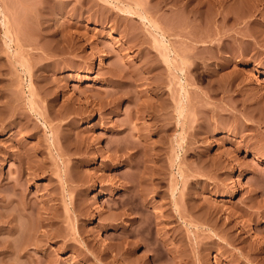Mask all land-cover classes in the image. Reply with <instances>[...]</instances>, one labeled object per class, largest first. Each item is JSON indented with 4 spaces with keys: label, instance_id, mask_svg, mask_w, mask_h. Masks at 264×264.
<instances>
[{
    "label": "rangeland",
    "instance_id": "rangeland-1",
    "mask_svg": "<svg viewBox=\"0 0 264 264\" xmlns=\"http://www.w3.org/2000/svg\"><path fill=\"white\" fill-rule=\"evenodd\" d=\"M0 1V264H264V0Z\"/></svg>",
    "mask_w": 264,
    "mask_h": 264
},
{
    "label": "bare ground",
    "instance_id": "bare-ground-1",
    "mask_svg": "<svg viewBox=\"0 0 264 264\" xmlns=\"http://www.w3.org/2000/svg\"><path fill=\"white\" fill-rule=\"evenodd\" d=\"M99 1H101L103 4V6H106V5H110V6H112L113 8H116V9H118V12L119 11H122L123 12V14H121L120 12V14L122 15V17L123 16H126V18H137L139 21H141L145 26L147 25V27H145V28H147L148 30L150 29V27L152 28V30H154V31H152V32H154V36H159V37H153V38H155L156 40H155V43H156V45L158 44L159 45V47L162 49V51L160 50V49H158L157 51H159V56H161L164 60H165V64H167L166 65V67H168V69L167 68H165L166 70H168L167 72H169L170 73V76L171 75H173L174 74V77H176V79L178 80V84H179V86H180V94L178 95V96H176V95H174V96H176V97H174L173 96V100H174V106H173V108H174V111H176L177 110V114H179V115H181L182 114V111H183V109L185 110V108L187 107V102H188V99L186 98V96H185V81L183 80V78L181 77V75L184 73V69L186 68V66H188L187 64L189 63V57L191 58V55L189 56V55H187V53H179V51H177L176 49H175V47L172 45L173 44V42L171 41L172 39H170V35H172L173 36V34L171 33L170 34V32H171V29L170 28H166V27H163V29H162V25L160 26V23L158 22V20H156V18H151L150 16H149V14L147 13V11L145 10V8L143 7V2L142 1H140V0H99ZM106 4V5H105ZM4 5V4H3ZM2 5V2L0 1V23H1V25L3 26V28H4V30H3V33H4V43L6 44V46H10V42L12 41V37L10 36V32H11V28H10V26L8 25V23H9V16H8V14L6 13V11H5V8H4V6ZM241 5H244L243 3L241 4ZM110 6H108V8L110 7ZM185 6V5H184ZM107 7V6H106ZM246 7H248V6H246ZM245 6L244 7H240L243 11L244 10H247V9H245L246 8ZM112 8V9H113ZM184 8H186V7H184ZM239 8V7H238ZM237 8V13L239 12V10H240V8L238 9ZM244 8V9H243ZM111 9V8H110ZM120 9V10H119ZM241 11V10H240ZM242 12V11H241ZM244 13L246 14V12L244 11ZM118 14V13H117ZM240 15H242L241 13H239ZM119 15V14H118ZM120 16V15H119ZM129 16V17H128ZM184 26V25H183ZM182 26V27H183ZM182 27H181V30H182ZM185 27V26H184ZM187 27V26H186ZM185 27V28H186ZM164 28H166V31L164 30ZM185 28H183V31H184V29ZM167 29H170V32H168L167 31ZM187 29V28H186ZM185 29V30H186ZM149 31H151V30H149ZM157 34H156V33ZM187 30H186V32L184 33L185 35L187 34ZM151 33V32H150ZM151 34H153V33H151ZM170 34V35H169ZM189 34V33H188ZM188 36V35H187ZM195 41V40H194ZM192 45H194L193 43H192ZM154 47L156 48V46H155V44H154ZM158 47V48H159ZM157 49V48H156ZM184 54V55H183ZM179 60V61H178ZM99 61H100V65H104V59H103V57H100V59H99ZM175 61H177V63L175 62ZM192 62V61H191ZM190 62V63H191ZM20 63V65H21V67L23 68V71L26 73L27 71H29V67H28V65L26 64V63H24V62H19ZM193 64V63H192ZM193 65H195L194 66V68L195 69H197V65H196V62L193 64ZM191 65H189V67H190ZM91 69H95V67L94 66H91ZM174 71V73L172 74V72ZM172 71V72H171ZM168 73V74H169ZM172 77V76H171ZM173 78V77H172ZM175 79V78H174ZM255 82H256V84L257 85H261V83L259 82V80L258 79H255ZM182 90V91H181ZM182 92H184V93H182ZM32 93L30 92L29 93V98H28V101H29V103H30V105H31V107H32ZM172 100V101H173ZM186 104V105H185ZM184 105L186 106L185 108H184ZM178 115V116H179ZM177 116V115H176ZM180 119V116H179V118H178V120ZM180 121V120H179ZM44 123V125H46L45 124V121L43 122ZM220 132H222V130L220 129V128H217L216 130H215V132L214 133H220ZM177 141V140H176ZM179 141V140H178ZM177 141V142H178ZM180 142H181V140H180ZM180 142H178L177 144V146H179L180 147V145H179V143ZM179 155H177L176 154V157H178ZM234 180H239V175L238 174H234ZM173 189V191L175 190V187L174 188H172ZM172 191V192H173ZM173 194V193H172ZM172 196H174V195H172ZM133 201H131V205L133 204L132 203ZM175 203L174 204H176V201H174ZM130 205V206H131ZM176 206V205H175ZM131 209L133 210V209H138V206H137V203H135L134 202V204L131 206Z\"/></svg>",
    "mask_w": 264,
    "mask_h": 264
}]
</instances>
